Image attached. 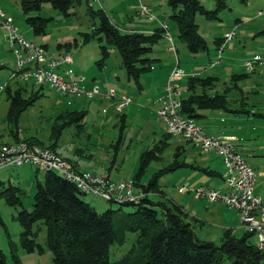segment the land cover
<instances>
[{
  "label": "rangeland",
  "instance_id": "obj_1",
  "mask_svg": "<svg viewBox=\"0 0 264 264\" xmlns=\"http://www.w3.org/2000/svg\"><path fill=\"white\" fill-rule=\"evenodd\" d=\"M203 5L213 10L215 0H200ZM227 7L219 12V17L207 19L198 13L196 21L199 31L208 43V49L192 53L178 36L177 23L171 18L173 12L168 0H75L69 14L45 3L39 14L49 18L46 32L36 34L27 22L20 0H0V9L11 18L13 26L24 38L36 45L47 46L49 55H57L60 44L71 42L70 52L74 65H70L85 76V83L98 86L100 93L94 96H77L63 94L50 83H37L32 77L23 79L16 75L18 56L12 49L9 30L0 23V144L24 139L38 146L55 148V152L78 169H87L104 173L111 179L119 181L133 178L140 167L142 152L161 145V139L167 133L166 123L158 114L167 96L166 85L171 73L176 68L182 76L176 84L175 96L178 99L187 96L188 77L194 74L202 76L217 75L219 91H226L231 100V107L242 105L246 96L249 112L235 113L229 110H203L204 117L197 119L203 131L209 135L236 137L234 144L238 152L253 167L256 173L254 190L264 195V60L255 68L247 69L245 61L253 59L255 54L264 58V0H226ZM93 9L104 7L123 32L131 29L153 31L155 25H168V36L163 37L154 47L152 57L160 60L154 62V68L141 76L142 88L135 80L129 79L122 65L121 54L116 46L108 45L109 56L101 63V45L106 42L97 37L83 42L86 33H92L95 19L90 13ZM141 3L150 5L154 18L139 17L137 10ZM32 12L29 15H37ZM97 21V19H96ZM233 37H230L232 36ZM225 38L224 47L218 49L215 39ZM228 37V38H226ZM234 73H248L236 81ZM3 86V87H2ZM8 88L14 92L23 90L25 97L41 91L42 95L21 115L17 136L11 130L7 119L10 106ZM241 89L243 91H241ZM115 91V96L109 94ZM130 96L133 101L120 107L121 97ZM87 111L85 116L66 123L58 138L53 135V128L58 123L70 120L69 112L76 116L78 112ZM77 112V113H76ZM17 139V140H15ZM168 145L161 153L162 158H153L142 177L145 183L154 172L168 166L175 159L179 146L183 151L180 160L188 164L160 177V184L166 196L151 194L156 200L177 202L203 220L194 222L195 231L201 239L221 243L225 228H233L237 236L246 231L239 210L220 199L198 197L195 188L208 186L224 191V175L227 164L216 151H204L199 145L186 139L180 133H173ZM158 152V151H157ZM209 167L221 175H213L203 168ZM45 169L31 164L6 166L0 168V179L7 185H19L23 189L21 200L27 209L33 208L37 190V181H44ZM187 185L190 190H182ZM134 193L142 195L137 185ZM79 195L94 206L99 212L113 207H120L118 202L92 193ZM126 211L133 210L131 205H123ZM21 206L7 202L0 194V247L7 254V264H17L12 257L10 240L17 244V253L22 264H55L53 253L46 245V228L42 225L37 247L28 251L20 245L22 225L16 218ZM138 233L129 231L125 243L111 245V260L119 259L136 240ZM256 243V236L252 237Z\"/></svg>",
  "mask_w": 264,
  "mask_h": 264
},
{
  "label": "trees",
  "instance_id": "obj_2",
  "mask_svg": "<svg viewBox=\"0 0 264 264\" xmlns=\"http://www.w3.org/2000/svg\"><path fill=\"white\" fill-rule=\"evenodd\" d=\"M20 2L24 13L28 15L27 22L36 34H42L46 32L49 21V18L39 14L44 4L50 3L54 8L69 14L75 0H20ZM215 2L216 8L209 10L200 0H168L173 10L171 18L177 23L179 39L192 53L208 49V43L199 31L197 14L214 19L227 7L226 0ZM89 10L95 22L92 33H86L83 42L95 37L106 42L101 45L103 56L100 62L103 64L109 56L108 45L116 46L128 78L135 80L142 88L141 76L152 70L154 62L160 60L152 57V53L155 45L166 36L168 28L162 25L152 32H123L103 7L95 10L89 5ZM32 12L38 14L29 15ZM258 33L264 34V29ZM224 39L219 37L215 39L218 49H222ZM59 46L69 50L72 43L66 42ZM244 76H248V73L232 74L236 81L235 86L239 87L237 81ZM219 81L220 77L217 75H190L187 84L188 94L180 99V112L197 120L205 116L202 111L206 109L229 110L235 113L251 111L252 108L245 106L248 104L246 96L242 98L240 107L232 108L227 92L219 91L217 88ZM41 95L42 92L38 91L25 97L21 88L14 92L8 88L10 106L7 119L11 130L15 131L12 132L15 137L22 113ZM86 112H76V116L69 112V121L54 126L55 138L60 136L66 123L85 116ZM172 135L167 132L161 139V145L156 144L153 149L142 152L139 170L133 176L135 185L139 187L142 195L136 200L124 202L109 200L118 202L121 206L110 207L103 212H99L79 195L83 192L74 182L53 169L45 171L44 181H37L32 209H27L23 205L21 200L23 189L19 185H7L0 179V194L9 204L21 206L16 216L22 225L20 245L28 251H34L37 247L42 249L37 238L39 230L44 225L46 245L53 253L55 264H264V250L252 242L254 232L246 230L242 236H237L233 228H225L219 244L213 240L201 239L195 231L194 222L203 223V220L191 215L177 202L169 203L166 200L151 198V194L166 196L160 184V177L163 174L188 164L185 160L179 159L183 151V146H179L172 163L154 172L147 182H142L151 160L162 158L161 153ZM52 149L55 150L53 147ZM203 169L209 174L221 175L209 167ZM123 205H131L133 210L126 211ZM129 231L138 233L132 247L119 259L111 260V245L125 243ZM10 246L13 259L17 264H22L16 242L10 240ZM0 264H7V254L1 247Z\"/></svg>",
  "mask_w": 264,
  "mask_h": 264
},
{
  "label": "built area",
  "instance_id": "obj_3",
  "mask_svg": "<svg viewBox=\"0 0 264 264\" xmlns=\"http://www.w3.org/2000/svg\"><path fill=\"white\" fill-rule=\"evenodd\" d=\"M137 13L140 15L139 17L154 18L150 5L146 3L140 4ZM0 23L9 30V43L18 56L16 75H20L23 79L32 77L40 84L48 82L63 94L71 93L77 96L87 95L92 97L100 93L97 85L89 89L84 86L85 76L79 75L70 66L74 62L73 55L70 52L49 55L47 47L26 40L18 32V29L13 26L11 18L1 9ZM163 26L168 28V25ZM168 31L166 36L173 42ZM230 37H233V35ZM262 60L264 58L261 55L255 54L253 59L245 61V66L247 69H253ZM182 73L178 68L171 73L166 85L167 96L158 109V114L164 119L167 132L180 133L186 139L199 145L202 150L216 151L223 157L227 164V172L223 177L226 189L221 191L208 186H199L195 188V192L198 197L220 199L226 204L237 208L241 214L243 226L246 230L254 232L256 245L264 250V200L254 190L256 173L253 167L238 152L230 136L209 135L203 131L196 119L185 116L180 112L181 100L175 96V93L178 92L176 90L177 85L173 82L180 78ZM109 95L115 96V91H112ZM121 100L120 107L133 101L130 96H122ZM26 163L43 168L45 171L50 169L58 171L74 182L83 193H92L107 200L118 202L139 198L134 193L135 181L133 178L115 181L104 173L78 169L52 148L38 146L24 139L0 144V168L15 167ZM182 190L187 191L190 188L183 185Z\"/></svg>",
  "mask_w": 264,
  "mask_h": 264
},
{
  "label": "crops",
  "instance_id": "obj_4",
  "mask_svg": "<svg viewBox=\"0 0 264 264\" xmlns=\"http://www.w3.org/2000/svg\"><path fill=\"white\" fill-rule=\"evenodd\" d=\"M104 8V7H103ZM106 10V9H105ZM106 12H107V10H106ZM108 13V12H107ZM109 14V13H108ZM110 18H111V20L115 23V24H117L120 28H121V26H120V24L119 23H117L111 16H110ZM13 23V22H12ZM159 26H162V25H155V27H154V29L156 28V27H159ZM153 29V30H154ZM168 30H169V28H168ZM133 31H143V32H152V31H150V28H147V29H131V30H128V31H125V32H133ZM225 42H223V44H224ZM67 51V49L65 48V49H62V50H60L59 51V53H62V52H66ZM58 53V54H59ZM157 58V57H156ZM72 65H74V62L72 63ZM73 68V67H72ZM74 69V68H73ZM75 70V69H74ZM77 73H78V71L77 70H75ZM84 86L86 87V88H91L92 86H90V85H88V84H86L85 83V81H84ZM227 136H230L232 139H233V141L234 140H236V137H234V136H231V135H227ZM222 137H224V136H222ZM255 193H257V194H259L261 197H262V199L264 200V195H263V193H261V192H259V191H255ZM194 216H196V215H194ZM198 218H200V217H198ZM201 219V218H200ZM202 220V219H201Z\"/></svg>",
  "mask_w": 264,
  "mask_h": 264
}]
</instances>
